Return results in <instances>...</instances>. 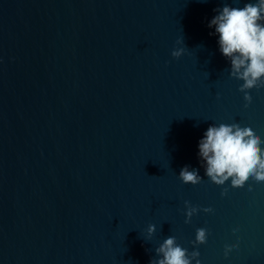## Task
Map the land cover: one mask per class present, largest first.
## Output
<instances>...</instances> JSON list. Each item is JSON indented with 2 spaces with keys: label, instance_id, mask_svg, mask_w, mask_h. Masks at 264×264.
Returning a JSON list of instances; mask_svg holds the SVG:
<instances>
[{
  "label": "water",
  "instance_id": "1",
  "mask_svg": "<svg viewBox=\"0 0 264 264\" xmlns=\"http://www.w3.org/2000/svg\"><path fill=\"white\" fill-rule=\"evenodd\" d=\"M248 2L0 0V264H150L168 236L202 264H264V182L217 185L198 155L213 123L264 138V88L245 107L208 26Z\"/></svg>",
  "mask_w": 264,
  "mask_h": 264
},
{
  "label": "clouds",
  "instance_id": "2",
  "mask_svg": "<svg viewBox=\"0 0 264 264\" xmlns=\"http://www.w3.org/2000/svg\"><path fill=\"white\" fill-rule=\"evenodd\" d=\"M209 22V27L215 28L218 34V44L221 53L229 58L231 63L230 75L242 80L239 91L244 93L248 107L253 96L250 90L264 88V0L248 2L244 7H232L225 4L222 9H217ZM183 43V40L180 41ZM186 51L185 47L174 49L172 56L179 58ZM264 138L257 134L250 126L241 127L239 123L211 124L203 138L199 141V153L205 164V175L217 185H225L229 180L232 187H244L250 180L256 183L264 182ZM184 166L179 176L185 184H199L203 177L198 169L189 170ZM248 190H253V185H248ZM228 189L224 188L222 195H227ZM186 220L191 223L194 214L200 211L198 206H193L190 201H185ZM204 212H213L208 207ZM239 229H233L234 232ZM156 231V225L147 229L149 237ZM208 240V230L198 228L194 245L205 244ZM237 244L225 245V256H228ZM159 259L153 258L150 264H202L200 252L197 249L189 252L188 249L177 243L175 236H168L163 243L155 249Z\"/></svg>",
  "mask_w": 264,
  "mask_h": 264
}]
</instances>
